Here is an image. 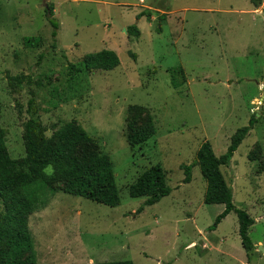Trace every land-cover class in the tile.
Returning <instances> with one entry per match:
<instances>
[{
  "label": "rangeland",
  "instance_id": "rangeland-1",
  "mask_svg": "<svg viewBox=\"0 0 264 264\" xmlns=\"http://www.w3.org/2000/svg\"><path fill=\"white\" fill-rule=\"evenodd\" d=\"M135 3L0 0V125L10 156L25 155L23 128L30 117L41 120L46 136L74 121L111 159L120 195V204L111 207L47 187L33 189L28 228L37 262L264 264L257 249L264 247V0L257 8L250 0H145L164 10L170 5L174 11L166 16L176 33L166 27L156 35L165 14L154 12L151 36L147 19L140 21L142 38L128 33L127 24H135L140 8L154 10ZM47 5L59 26L55 42ZM26 36L40 41L25 44ZM110 48L119 65L79 75L72 95L61 100L69 65ZM177 66L182 75L169 71ZM132 104L146 107L155 126L134 147L126 140L125 119ZM253 113L257 120L229 165L220 166L233 203L254 220L248 234L255 247L245 251L234 212L209 229L224 205L204 202L206 181L197 165L183 183L180 164L191 163L204 140L216 155L225 152L232 133ZM155 163L172 189L138 213L145 197H130L128 186Z\"/></svg>",
  "mask_w": 264,
  "mask_h": 264
},
{
  "label": "trees",
  "instance_id": "trees-1",
  "mask_svg": "<svg viewBox=\"0 0 264 264\" xmlns=\"http://www.w3.org/2000/svg\"><path fill=\"white\" fill-rule=\"evenodd\" d=\"M261 1L250 0L255 7ZM46 10L53 27L51 36L55 42L59 26L52 17V6L47 5ZM149 14L148 10H142L136 17ZM126 31L136 35L138 33L135 24L127 26ZM33 41L39 42L40 37L24 38L25 44ZM119 63L118 54L111 49L84 54L77 64L69 65L70 77L66 79L68 90L60 99L67 100L72 95L68 93L79 75L94 70H111ZM169 71L173 75L183 73L181 66ZM171 82L175 83L173 80ZM125 119L126 140L130 147L144 143L155 133L152 116L142 105H130ZM256 120V114L253 113L246 125L238 127L230 136L229 144L222 154L216 155L210 141L204 140L198 147L194 160L189 164H180L184 172L183 183L191 181L192 167L197 165L206 181L204 202L224 205L209 229H215L226 215L234 212L238 220V235L245 251L255 247L248 234L254 220L246 210L233 203L232 188L227 184L220 166L229 165L231 157ZM45 129L39 118L32 116L27 119L23 128L25 155L15 159L9 154L5 131L0 125V199L4 207L0 216V264H38L28 228L29 215L35 207L32 195L35 188L60 190L111 207L120 204L113 163L108 155L98 150L86 130L74 121L62 124L50 136L44 134ZM252 153L256 156L255 151ZM261 167L264 169V162ZM171 189L166 182V172L162 165L155 163L144 169L128 186V194L130 197H145L137 209L139 213L145 206L168 195ZM90 264L133 263L130 260H112Z\"/></svg>",
  "mask_w": 264,
  "mask_h": 264
},
{
  "label": "crops",
  "instance_id": "crops-1",
  "mask_svg": "<svg viewBox=\"0 0 264 264\" xmlns=\"http://www.w3.org/2000/svg\"><path fill=\"white\" fill-rule=\"evenodd\" d=\"M138 1V3H135L134 5L135 6H140V7H148L149 9H151V10H154L152 13L150 12V14L149 15H141V16H139L138 18L136 17L137 16V14L138 13H140V9L139 10H137L135 13H134V15H135V25H136V27H137V29H138V33H137V35L139 36V37H141L142 38V29L140 28V21L142 20V19H144V18H146L147 19V21L145 22V26H146V29H147V35H149V36H151L150 34H149V28H151V26L153 25V22H154V12H160V13H162V14H165V16L163 17V18H161V19H163V22L161 23V24H158L156 27H157V30L159 31L160 29L162 30H160L159 32H157L156 33V35H160V33L161 32H164V30H166V27H169L170 28V30H171V32H173L174 31V29H173V21L171 20V19H168V17L166 16V15H169V12H172V11H174V10H171V11H169L168 9H169V6L170 5H167L168 6V9H166V10H164V9H161V6L159 7H157V6H151V5H149V4H147V5H145V0H143L142 1V3L141 2H139V0H137ZM156 2H160V1H156ZM253 5V4H252ZM254 6V5H253ZM254 8H257V7H255L254 6ZM253 11H254V9H252ZM142 11V10H141ZM126 23H128L127 21H126ZM128 26L129 25H131V24H127ZM163 28V29H162ZM199 29V28H198ZM124 30V29H123ZM175 32V31H174ZM173 32V33H174ZM176 33V32H175ZM180 37H181V33H180V35H177L176 36V44L179 42V40H180ZM110 49H112V50H114L113 48H110ZM115 51V50H114ZM117 53V52H116ZM183 69V68H182Z\"/></svg>",
  "mask_w": 264,
  "mask_h": 264
},
{
  "label": "water",
  "instance_id": "water-1",
  "mask_svg": "<svg viewBox=\"0 0 264 264\" xmlns=\"http://www.w3.org/2000/svg\"><path fill=\"white\" fill-rule=\"evenodd\" d=\"M263 84H264V77H263ZM257 249L260 250L264 254V247L262 245H258Z\"/></svg>",
  "mask_w": 264,
  "mask_h": 264
},
{
  "label": "built area",
  "instance_id": "built-area-1",
  "mask_svg": "<svg viewBox=\"0 0 264 264\" xmlns=\"http://www.w3.org/2000/svg\"><path fill=\"white\" fill-rule=\"evenodd\" d=\"M142 1H143V0H139V2H141V3H142Z\"/></svg>",
  "mask_w": 264,
  "mask_h": 264
}]
</instances>
